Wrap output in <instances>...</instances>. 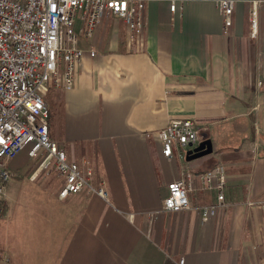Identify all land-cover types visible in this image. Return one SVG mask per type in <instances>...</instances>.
<instances>
[{"label":"crops","instance_id":"0c3cea01","mask_svg":"<svg viewBox=\"0 0 264 264\" xmlns=\"http://www.w3.org/2000/svg\"><path fill=\"white\" fill-rule=\"evenodd\" d=\"M219 1L187 0L175 13L147 2L139 44L115 17L92 39L77 20L81 46L95 57L78 64L71 91L46 94L50 136L71 161L90 163L109 201L88 191L60 199L62 179L33 168L25 149L9 165L43 188L37 229L51 230L50 246L29 247L23 227L12 230L20 204L7 188L0 264H264V0H235L227 32ZM256 4L260 42L252 37ZM173 119L195 122L213 153L164 158L158 132ZM219 164L226 205L213 219L164 211L169 184L185 173L193 208L216 204L199 176Z\"/></svg>","mask_w":264,"mask_h":264},{"label":"built area","instance_id":"2783aa9c","mask_svg":"<svg viewBox=\"0 0 264 264\" xmlns=\"http://www.w3.org/2000/svg\"><path fill=\"white\" fill-rule=\"evenodd\" d=\"M149 1L167 2L175 13L187 0H0V205L6 201L9 182L16 177L9 164L25 149L32 159L46 155L41 168L44 172L54 169L62 179L60 199L88 191L109 201L105 183L96 182L90 163L71 161L51 138L45 96L52 88L71 91L78 64L88 54L95 57L94 51L88 53L81 46L75 29L78 19L84 21L83 38L92 39L106 18L115 17L124 22L129 39L139 44ZM218 6L227 32L233 26L236 1L220 0ZM251 26L252 37L257 38V4ZM158 137L167 160H173L175 152L179 158H187L204 140L202 128L186 119L171 120ZM192 180L185 173L169 184L164 211L196 209L208 222L226 205L227 169L219 164L199 176L202 189L217 194L216 204L193 208L189 199Z\"/></svg>","mask_w":264,"mask_h":264},{"label":"rangeland","instance_id":"374dc122","mask_svg":"<svg viewBox=\"0 0 264 264\" xmlns=\"http://www.w3.org/2000/svg\"><path fill=\"white\" fill-rule=\"evenodd\" d=\"M262 36H257L258 42H260V38ZM263 39V37H262ZM253 42H256L254 39H252ZM259 44L253 45L254 49H257V46ZM46 158V155H39L37 159H33V168L41 167L44 160ZM10 166V165H9ZM11 169V168H10ZM47 174H55L57 175L56 171L54 169L50 170L49 172H45ZM38 182H31L26 180L24 177H16L13 180H11L8 184V192L9 194L14 197V200H17L18 206L16 212L14 213V219L15 225L13 227V231H18V235L22 233L21 228L23 227V230L25 233L28 234L27 239L23 240V243L29 247L36 248L38 245L44 242L45 246H50V239L52 236V232L50 229L44 227L45 230L43 232L39 231L37 229V217L39 216V212L42 213V216L44 215V208L38 207L39 200L43 197V188H40ZM60 186H62L61 180L56 182L55 187L58 189ZM61 188V187H60ZM28 198V199H27ZM32 198V199H31ZM31 199V200H29ZM10 200V199H9ZM38 200V201H37ZM6 202V201H5ZM5 202L0 205V240L3 239V226L1 225V220L3 219L4 213L6 211V204ZM27 203L30 205V207L27 206ZM16 209V208H15ZM46 214H48V208H46ZM19 223H18V222ZM22 221V223H20ZM17 222V223H16ZM19 236V240H20ZM25 237V236H24ZM29 237V238H28ZM3 241V240H2Z\"/></svg>","mask_w":264,"mask_h":264},{"label":"water","instance_id":"95a60500","mask_svg":"<svg viewBox=\"0 0 264 264\" xmlns=\"http://www.w3.org/2000/svg\"><path fill=\"white\" fill-rule=\"evenodd\" d=\"M212 153H213L212 141L209 139H205L196 149H194L193 151H189L187 153V160L194 161L209 156Z\"/></svg>","mask_w":264,"mask_h":264}]
</instances>
